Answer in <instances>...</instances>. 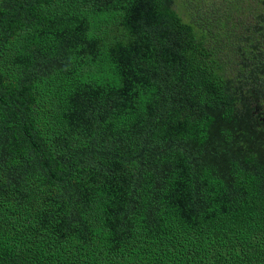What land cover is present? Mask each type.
<instances>
[{
  "label": "trees",
  "instance_id": "obj_1",
  "mask_svg": "<svg viewBox=\"0 0 264 264\" xmlns=\"http://www.w3.org/2000/svg\"><path fill=\"white\" fill-rule=\"evenodd\" d=\"M0 264H264V0H0Z\"/></svg>",
  "mask_w": 264,
  "mask_h": 264
},
{
  "label": "rangeland",
  "instance_id": "obj_2",
  "mask_svg": "<svg viewBox=\"0 0 264 264\" xmlns=\"http://www.w3.org/2000/svg\"><path fill=\"white\" fill-rule=\"evenodd\" d=\"M238 1H241V0H238ZM219 4H221V3H219ZM234 4V3H233ZM223 7V9H225V8H227L228 6H222Z\"/></svg>",
  "mask_w": 264,
  "mask_h": 264
}]
</instances>
